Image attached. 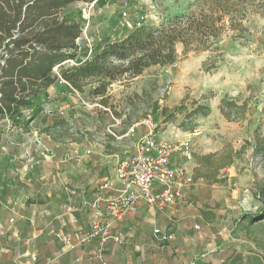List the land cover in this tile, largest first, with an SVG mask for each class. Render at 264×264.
Instances as JSON below:
<instances>
[{"label":"rangeland","instance_id":"rangeland-1","mask_svg":"<svg viewBox=\"0 0 264 264\" xmlns=\"http://www.w3.org/2000/svg\"><path fill=\"white\" fill-rule=\"evenodd\" d=\"M125 1L128 16L122 19L120 12ZM195 1L113 0L104 4L98 1L91 10L84 3L75 2L64 12L72 14L83 26L88 23L87 34L94 51L105 40L122 36L139 20L155 25L165 17L187 13L194 8ZM254 6H248L250 12L243 21L249 30L247 38L236 40L228 31L218 37L209 50L200 52L183 53L179 45L175 63L151 67L132 79L113 82L106 106L91 95V84H87L81 95L68 97L65 93L58 100L55 97L59 102L57 107L69 106L70 110L53 126L45 125V114L33 123L35 129H40H36L37 132H45L55 140L76 139V133L88 134L95 141L97 137L103 138L108 146L109 140L116 142L112 133L123 134L132 125H137L138 136L145 133V121L152 122L160 136L174 133L190 137L193 159L189 165L192 173H189L193 185L187 192L198 189L196 180L203 177L197 180L203 184L197 192L200 197L211 204L214 198L216 208L225 200L235 206L233 217L240 220L228 237L233 239V245L248 252L242 264H264V217L254 223L247 219L248 215L264 208V8ZM83 48L89 47L83 43ZM54 86L59 87V84L56 82ZM60 88L63 90V86ZM224 97L235 100L238 105L246 103L244 111L238 110L230 121L218 108ZM44 98L46 104L53 101L47 95ZM156 106L170 110L179 106L180 109L171 121L165 122ZM198 106H207L208 113H196ZM75 112L79 114L78 119L74 117ZM109 113L121 119L120 124L112 126L113 119L104 123L105 114ZM23 116H27L26 110ZM76 119L82 122L79 127ZM0 128V169H3L9 165L11 142L21 141L22 135L11 127L7 118H0ZM135 140L134 137L123 138L128 146ZM227 154L234 157L233 162L216 170L215 166L222 163ZM206 155L212 157L204 160ZM205 179L208 184L204 183Z\"/></svg>","mask_w":264,"mask_h":264},{"label":"crops","instance_id":"crops-1","mask_svg":"<svg viewBox=\"0 0 264 264\" xmlns=\"http://www.w3.org/2000/svg\"><path fill=\"white\" fill-rule=\"evenodd\" d=\"M65 93L75 95L69 94L65 85H52L45 93L53 98L52 103H45V95L38 101L43 109L29 123L28 131L13 128L22 140L13 138L9 165L0 169V264H229L237 254L245 257L248 252L233 245L228 237L240 220L233 217L235 206L225 200L216 208L214 198L211 204L200 197L197 192L203 184L197 180L203 177L196 180L198 189L186 191L176 204L162 210L140 204L136 213L114 222L113 231L122 242L103 245L105 263L88 259L100 247L96 240L73 249L59 242L54 237L57 232L70 234L75 240L89 229L94 218L93 201L101 192L107 193L100 186L114 177L117 161L133 151V144L128 146L123 141L129 137L127 131L112 133L116 142L109 140L110 146L103 138L95 141L88 134L55 140L37 132L40 129L36 130L33 123L41 116L45 114V125L51 127L70 110L69 106L57 107L58 97ZM109 114H105L104 123L112 120ZM74 117L78 119L79 114L75 112ZM77 119L79 127L82 122ZM137 134L136 128L133 137ZM164 137L190 138L174 133ZM191 161L187 164L190 173ZM208 182L205 179L204 183ZM101 215L107 219L103 204ZM156 228L171 238L162 240L161 235L154 234Z\"/></svg>","mask_w":264,"mask_h":264},{"label":"trees","instance_id":"trees-1","mask_svg":"<svg viewBox=\"0 0 264 264\" xmlns=\"http://www.w3.org/2000/svg\"><path fill=\"white\" fill-rule=\"evenodd\" d=\"M92 1L0 0V118H7L11 127L28 131L29 123L43 109L38 101L56 83L53 68L65 60L78 58L76 39L83 25L64 10L75 2ZM99 2L104 4L103 0ZM251 5L264 8V0H196L194 8L187 13L165 17L155 25L139 20L122 37L98 44L90 60L63 69L60 75L78 93L91 84V95L106 106L113 82L132 79L151 67L175 63L179 45L183 53L200 52L209 50L228 31L236 40L247 38L249 30L243 21ZM245 107V101L238 105L227 97L218 106L228 121ZM27 109L31 111L25 117L23 113ZM157 109L168 122L180 108L156 106ZM197 109L196 113L203 115L209 111L207 106ZM211 157L206 155L203 159ZM233 158L227 154L215 169L230 165ZM263 217L264 208L247 219L254 223ZM242 260V255L237 254L229 264H242Z\"/></svg>","mask_w":264,"mask_h":264},{"label":"built area","instance_id":"built-area-1","mask_svg":"<svg viewBox=\"0 0 264 264\" xmlns=\"http://www.w3.org/2000/svg\"><path fill=\"white\" fill-rule=\"evenodd\" d=\"M98 1L94 0L84 4L88 10H91ZM120 13L122 19L128 16L127 1L123 3ZM140 19L143 17L141 16ZM87 29L88 23L82 26L81 34L76 39L78 58L65 60L53 68V74L57 78L56 82L65 85L69 94L79 95L60 74L63 69L76 67L92 58L94 51ZM83 43H86L89 48L84 49ZM30 111L31 109H27L26 114ZM48 112H51V109ZM59 112L63 113V110H59ZM112 119L113 126L121 122V119L113 116ZM144 123L146 131L136 138L133 143V151L117 161L114 177L107 179L100 186V189L107 193L101 192L93 201L94 218L89 229L81 233L75 240L70 234L60 232L54 234V237L69 249L96 240L100 247L88 257L90 260L97 259L105 263L103 245L110 241L122 242L121 237L113 231L114 222L136 213L140 204L159 210L176 204L193 185V177L187 169V163L193 159L191 139L171 140L158 135L152 122L145 121ZM135 130L136 125H132L128 128L126 135L133 137ZM102 204L107 215L105 220L101 215ZM154 234L161 235L162 240L171 238L169 234H161L157 228L154 229Z\"/></svg>","mask_w":264,"mask_h":264}]
</instances>
